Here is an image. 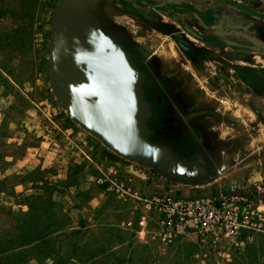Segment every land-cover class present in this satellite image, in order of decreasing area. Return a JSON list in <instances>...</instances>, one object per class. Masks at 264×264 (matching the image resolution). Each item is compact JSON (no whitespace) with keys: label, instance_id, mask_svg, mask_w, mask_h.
Listing matches in <instances>:
<instances>
[{"label":"rangeland","instance_id":"rangeland-1","mask_svg":"<svg viewBox=\"0 0 264 264\" xmlns=\"http://www.w3.org/2000/svg\"><path fill=\"white\" fill-rule=\"evenodd\" d=\"M61 1L0 0V264H15L12 252L17 264H264V3L84 0L124 49L147 48L143 64L176 110L152 107L157 124L148 108V140L173 151L172 138L192 134L185 146L203 148L212 174L194 182L121 156L59 103L50 52ZM222 202L242 226L201 227L180 208Z\"/></svg>","mask_w":264,"mask_h":264},{"label":"water","instance_id":"water-1","mask_svg":"<svg viewBox=\"0 0 264 264\" xmlns=\"http://www.w3.org/2000/svg\"><path fill=\"white\" fill-rule=\"evenodd\" d=\"M52 19L51 78L70 116L121 156L155 165L169 177L211 179V166L201 157L190 161L148 140L142 74L123 46L103 30L89 5L62 0Z\"/></svg>","mask_w":264,"mask_h":264},{"label":"flooded vegetation","instance_id":"flooded-vegetation-1","mask_svg":"<svg viewBox=\"0 0 264 264\" xmlns=\"http://www.w3.org/2000/svg\"><path fill=\"white\" fill-rule=\"evenodd\" d=\"M202 17V15H201ZM200 23L207 26L208 25L211 27L213 24L206 18V17H202V19H200ZM215 21H219L218 19L215 18ZM237 22V23H236ZM220 25V29L223 31L224 28H222L224 25H227V27H231V35L234 36H238L236 34V32H242L243 30L240 29L239 27V22L238 19H233V21L231 23L226 22L224 23L223 19H220L219 22ZM255 23H251L249 22L248 24V31H251L253 29L254 31V24ZM187 22L184 21L183 23V28L186 31L192 32L190 30V26L186 25ZM158 27H161L160 25ZM177 31H174V37L176 39V41L180 42L181 40V35H177ZM256 34L258 35V37H260L261 39H264V29H261L259 31H256ZM180 37V38H179ZM127 43H124V47L125 49L129 52V56L132 60V62L134 63V65L139 69L140 72H142L143 76H142V81H141V91L143 93L144 99L147 100V102L150 103V105H148V108L151 112V120L153 122H156L157 124L160 123V118L163 116L161 114V111L155 110L152 107H154L155 105L157 107H160L161 110L165 111H176L175 110V104L172 103V101L170 100V98L166 99L165 97V93H164V88L163 85H166V82L164 81L163 78L160 77V75L157 74V71L155 70V68H152L151 64L152 61H150V63L146 62V64H143V58H148L149 57V52L147 50V48L145 46H141L142 49L140 48V46H136V47H132V45H130L128 42V40L126 41ZM155 67V66H153ZM152 69V70H151ZM155 72L157 74L154 75L153 72ZM148 103V104H149ZM158 112H160V115L158 114ZM155 131H158L157 129H152V132L154 133ZM191 138L193 139L192 134H190L189 132H184L181 135H178L177 137L172 138V143L175 147V149H173V151L177 150L178 153H182L183 156H185V158H187L190 161H194L195 159L201 157V159H203V161L205 163L208 164L207 160L205 159V151L202 149H200V147L198 148L197 151H193V149H191L190 147H186L185 143H188L189 140H191ZM185 151V152H183ZM197 152V153H196ZM195 154V157H189L190 154ZM188 156V157H187ZM201 169H203L201 166H199ZM210 170V167H208L206 169V172Z\"/></svg>","mask_w":264,"mask_h":264},{"label":"built area","instance_id":"built-area-1","mask_svg":"<svg viewBox=\"0 0 264 264\" xmlns=\"http://www.w3.org/2000/svg\"><path fill=\"white\" fill-rule=\"evenodd\" d=\"M225 204L226 202H222L221 205L216 209H214L213 207L209 209L203 205H195L193 203H187L184 206H180V208L183 209L185 215H188L189 217H192L196 222H199L201 224V227L206 225L207 219L213 221V225H217V223L226 222L232 225V227L234 228H237L240 225L242 226L241 223L235 221L236 211H234V214H232L234 217L229 215V219L223 216L222 213ZM236 208L237 206H234V209Z\"/></svg>","mask_w":264,"mask_h":264},{"label":"trees","instance_id":"trees-1","mask_svg":"<svg viewBox=\"0 0 264 264\" xmlns=\"http://www.w3.org/2000/svg\"><path fill=\"white\" fill-rule=\"evenodd\" d=\"M2 8H0V13H2ZM1 18H2V16H1ZM38 239H40L39 237H36L35 239H34V241L35 240H38ZM13 251V250H12ZM3 252V251H2ZM8 252V250H5V254ZM11 252V251H10ZM12 255L16 258L15 259V264H17V263H19V261H18V259H17V256H18V253H16V252H12Z\"/></svg>","mask_w":264,"mask_h":264}]
</instances>
